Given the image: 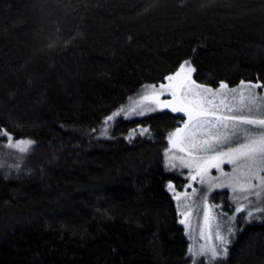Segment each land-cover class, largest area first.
Wrapping results in <instances>:
<instances>
[{
	"label": "trees",
	"instance_id": "16d2710c",
	"mask_svg": "<svg viewBox=\"0 0 264 264\" xmlns=\"http://www.w3.org/2000/svg\"><path fill=\"white\" fill-rule=\"evenodd\" d=\"M186 59L200 83L264 82V0H0V128L35 141L8 174L0 158V264H190L163 158L183 114L99 135ZM222 264H264V217Z\"/></svg>",
	"mask_w": 264,
	"mask_h": 264
},
{
	"label": "snow or ice",
	"instance_id": "6c2138e0",
	"mask_svg": "<svg viewBox=\"0 0 264 264\" xmlns=\"http://www.w3.org/2000/svg\"><path fill=\"white\" fill-rule=\"evenodd\" d=\"M196 72L193 62L186 59L175 71L164 76L158 85H144L143 95L132 107L121 106L104 117L101 135L107 134L109 122L115 121L121 114L127 118L130 114L146 115L158 109L182 113L187 119L167 137L166 167L189 169L190 183L185 187H191V182L198 180L202 186L208 185L209 191L212 186L230 188L237 200L235 213L230 219L235 221L237 214L246 211L245 219L250 221L256 213L264 214V207L250 208L239 202L240 199L249 201L250 196H255L264 204V96L256 91L264 88V82L241 80L237 87L231 88L227 82L220 81L218 87H211L197 82L194 78ZM166 95L170 99L163 98ZM148 131L141 128L140 134ZM131 135L130 132L129 138ZM0 138L7 139L5 147L15 148L21 153H28L35 143L31 139H16L6 128H0ZM174 152L183 155L169 156ZM225 164L232 165L230 173L224 170ZM212 169L220 175L212 176ZM167 187L174 193L177 210L183 217L179 223L189 227L191 206L180 211V202L182 198L189 199L190 194L176 192L171 181ZM196 192L193 188L192 195ZM204 202L200 238L205 243L198 249L189 245L188 253L193 264H222L229 254L230 237L236 228L229 226L225 231L219 223L214 224L218 219L212 212L215 206L208 203L207 196Z\"/></svg>",
	"mask_w": 264,
	"mask_h": 264
},
{
	"label": "rangeland",
	"instance_id": "374dc122",
	"mask_svg": "<svg viewBox=\"0 0 264 264\" xmlns=\"http://www.w3.org/2000/svg\"><path fill=\"white\" fill-rule=\"evenodd\" d=\"M146 84H152V83H146ZM146 84H143L142 86H140L136 90L135 93L128 96L127 99L120 106H118L115 110H113L112 112L116 111L121 106H124L126 108L132 107L135 104V102L139 100V97L141 95H143V93H144L143 86ZM154 84L158 85L159 83H154ZM238 85L239 84L233 85L230 87L235 88ZM211 87H218V86H211ZM256 91L259 93V95L264 96V89L263 88L257 89ZM163 98L170 99V97H168L167 95ZM157 111H159V109ZM112 112H110L108 115H110ZM155 112H151V113H148L146 115L130 114L127 118L123 114H121V116L117 117V119L115 121L109 122L108 132L106 135H101V131L104 128V124L102 122V124L99 128V135L102 137L110 136L109 133H111V131H113L112 127L120 121V122L124 123V126L122 128H120L119 130L121 131L122 129H126V132L123 135L130 141V139L134 138L135 136H142V134H140L141 128H147L148 129V127H146L144 125L141 126L139 124L138 125L136 124L134 126H130V125L128 126V125H126L127 122L134 121L137 119H143V118L147 117L148 115H151ZM185 119H187V117H185V116H184V119H180V120L174 119V121L178 122V125L173 126L170 129V132L174 131L176 127L182 126L183 120H185ZM103 121H104V119H103ZM117 126H116V128H117ZM132 130H135V131L133 132ZM130 132L132 133L131 138H129ZM170 132L167 133V137H168V134ZM167 137H166V140H167L166 141V147L163 150V158H164L165 167H166L165 149L169 148ZM0 139H1L0 141H2V145H0V158H6L4 161L9 163V164L8 163L3 164V170H4V172H7V174H8V172H10L12 167L16 168V167L20 166V164H22L25 161L26 153H21L15 148L5 147V145L7 143V139L6 138H0ZM172 155H183V154L179 153V152L169 153V156H172ZM176 163L179 165V161H176ZM223 167H224V170L226 172L230 173L232 171V165L225 164ZM166 170L175 176L174 179L170 180L175 185V191L178 193H183L186 191L190 194L189 199L184 200L182 198V200L180 202L181 203L180 211H184L185 207L188 205L191 206L192 214L189 218V227H186L184 225V228H185L186 236H187L188 241H189V245H192L196 249H198L201 244L205 243V241L200 238V230L203 227V222H204V203H205L204 197L205 196H207L208 203L215 206L212 208V212L214 215L218 216V219L216 221H214V224L219 223L221 225V228L224 229L225 231H226L227 227L233 226V225L235 226L236 230L241 229L247 223H251V222H255V221L258 222L264 217V214L256 213L251 218L250 221H246L245 217L247 216V212L245 211V212L237 214V219L235 221H232L230 218L235 213V208L237 206V200L234 198V193L232 192V190L230 188L212 186L211 191H209V186L208 185L202 186L198 180L192 181L191 187H185L186 185H188L190 183V181L188 179L189 169L177 166L175 168L166 167ZM211 175L212 176H219L220 174L215 169H212ZM193 188H195L197 190L195 195H192ZM171 193L174 197V193L172 191H171ZM262 199H264V197H262ZM175 202H176L175 204L177 205L176 199H175ZM239 202L247 204L250 208L264 207V204L260 203V200H258L255 196H250L249 201H245L243 199H240ZM225 213L227 215H224ZM179 216H180V219H183V217L180 214H179ZM236 230L230 237V239H231L230 245L234 241ZM230 245H229V247H230ZM202 259H204V258H202ZM189 263L193 264V259L191 257H190Z\"/></svg>",
	"mask_w": 264,
	"mask_h": 264
},
{
	"label": "flooded vegetation",
	"instance_id": "af4514ba",
	"mask_svg": "<svg viewBox=\"0 0 264 264\" xmlns=\"http://www.w3.org/2000/svg\"><path fill=\"white\" fill-rule=\"evenodd\" d=\"M176 114L179 115L180 113H176ZM180 116H181V115H180ZM183 116H184V115H183ZM171 119H184V117H179V116H177V115H175V114H174V115L172 114ZM176 125H178V123H177ZM176 125H175V126H176ZM169 132H170V131H169Z\"/></svg>",
	"mask_w": 264,
	"mask_h": 264
}]
</instances>
